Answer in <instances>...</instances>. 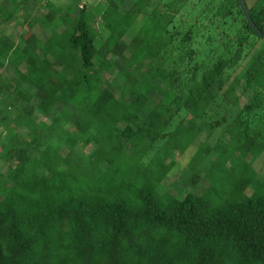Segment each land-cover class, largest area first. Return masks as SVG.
Masks as SVG:
<instances>
[{
    "label": "trees",
    "instance_id": "trees-1",
    "mask_svg": "<svg viewBox=\"0 0 264 264\" xmlns=\"http://www.w3.org/2000/svg\"><path fill=\"white\" fill-rule=\"evenodd\" d=\"M153 1L106 0L97 16L107 36L85 7L73 18L50 10L37 22H55L45 42L36 33L24 37L27 28L19 40L0 33V69L11 66L19 80L0 76V100L11 108L39 99L14 119L31 133L0 150V160L14 161L0 172V264H264V191L250 189L251 161L264 147L251 137L236 142L264 131V48L245 75L230 80L264 37L238 0H158L128 44L125 35ZM245 1L264 32V0ZM0 13V25L13 18L8 8ZM58 17L68 27L63 32ZM102 73L121 82V99ZM172 89L177 96L167 102ZM243 97L227 127L235 143L200 147L208 191L178 196L164 187L175 155L200 132L196 122L215 109L226 110L215 125L227 123ZM35 112L52 118L39 124ZM72 115L78 123L70 132L62 123ZM231 159L238 173L232 188L211 197V183L232 171Z\"/></svg>",
    "mask_w": 264,
    "mask_h": 264
},
{
    "label": "rangeland",
    "instance_id": "rangeland-1",
    "mask_svg": "<svg viewBox=\"0 0 264 264\" xmlns=\"http://www.w3.org/2000/svg\"><path fill=\"white\" fill-rule=\"evenodd\" d=\"M106 0H0V9L2 7L8 8V10L13 14V18L10 19L8 22L0 25V33L6 34L7 36H12L16 40L21 39L22 33L25 29L27 30L24 32V37H28L32 33H36L38 38L41 41L45 42L51 36V31L55 27L54 25L42 28L37 24V22L43 18L46 14L51 11H56L59 13V17L63 15H67L70 13L71 17L73 18L76 14H78L79 10L85 7L89 12H91L92 18V25L95 26L98 30H102V34L107 36V32L101 28L102 24V15L97 16V11L100 5H102ZM158 0L153 1V5L148 7L144 14H141L133 23L129 31L124 37V40L130 44L132 39L135 37L139 29L144 25L147 20V14L151 12V10L157 5ZM132 4L127 2L123 9L127 10L130 8ZM50 14V13H49ZM73 16V17H72ZM2 14L0 13V18ZM56 19L55 21L60 22V26L58 27L59 32H63L67 27L66 23H61L59 20L60 18ZM67 18V17H66ZM68 22V21H67ZM26 26V27H25ZM264 48V42H260L259 46L252 50L249 55H245L241 61V64L238 68L230 72V80H233L237 76L245 75L247 69L252 64V56L258 55ZM129 55L128 52H126ZM146 63V62H145ZM144 63V68L146 67ZM80 64V61H79ZM69 72H73L72 69L68 70ZM0 76L1 80L11 79L14 82L19 81L18 77L15 75L13 68L9 65H5V67L0 69ZM102 76L107 77L110 81L111 88L116 92L118 99H121L123 94V86L121 82L107 73H102ZM244 77H242V81L244 82ZM29 88V87H28ZM240 93V92H239ZM238 93V94H239ZM160 94L156 93L153 95L152 101L155 103L160 98ZM177 96V91L172 89L169 94L165 97V101L172 102L174 97ZM130 100V97H127ZM0 150L8 151V148H5L6 144L12 143L14 147H17L21 142L24 140L25 136H28L31 133V127H18L14 124V119H16L19 115L18 114H25V112L31 111V108L36 107L39 103L38 97H35L30 105L26 102H19L17 105L7 104V99L2 101L0 100ZM246 103L245 97L241 98V101L235 104V111L232 112L230 116H228V122L224 123L221 126L215 125V119L221 118L222 114L226 112L223 110L219 112L218 110H209L203 118H200L196 122L198 129L200 132L194 137L191 146L183 153V154H176L178 156L176 164L171 172H169L162 181L164 187H166L169 191L174 192L178 196H182L183 192H192L198 195H202L208 191L209 182L204 177L207 172V165L208 159L201 161L202 157L199 155L200 147L204 144H210L212 146H219V147H227L235 143L234 138L227 132V127L229 122L232 121L234 116L241 108L242 104ZM231 103L225 106V108H230ZM62 106L57 107L56 110H62ZM217 108V107H216ZM219 109V108H218ZM54 110L51 112L53 113ZM43 114L40 112H35L32 116L33 121L38 122L39 124L46 125L52 118V114ZM147 111H143L141 113V117H147ZM166 120L170 119V116L167 114L164 116ZM78 119L77 116L72 115L71 119L68 121H63L62 125L65 129L70 132L75 131L77 128ZM255 123H251V127L249 128L248 132H252V128ZM264 130V127H263ZM255 139L260 146L264 147V131L261 133H253L250 136L246 134L241 135L239 138H236V142L240 145H245L246 142H249L251 138ZM237 146V145H236ZM250 146V145H249ZM247 146V148H250ZM93 146L89 147L88 149L84 150L86 155H90L93 150ZM133 148L129 147L131 151ZM69 151L67 148H61V154L66 155ZM70 154V153H69ZM68 154V155H69ZM246 157V160L251 159V154ZM218 153L214 152L211 155V158L215 160L217 158ZM232 159L228 162V167L230 173H224L222 175L221 181L212 182L211 184L215 185V188L210 189L211 197L221 198L226 196L227 192L232 188V181L237 176L236 169V162L232 164ZM14 161L10 163H5L0 160V172H8V169L13 164ZM195 166V167H194ZM251 167L255 173V180L254 183L250 186V189L253 191L255 189L261 188L264 191V149L263 151L251 161ZM214 178L217 176V172L213 173ZM195 175H200L201 178L197 183L193 182V178ZM204 177V178H203ZM203 178V179H202Z\"/></svg>",
    "mask_w": 264,
    "mask_h": 264
},
{
    "label": "water",
    "instance_id": "water-1",
    "mask_svg": "<svg viewBox=\"0 0 264 264\" xmlns=\"http://www.w3.org/2000/svg\"><path fill=\"white\" fill-rule=\"evenodd\" d=\"M238 2H239V6H240L242 12L244 13L245 18L249 22V24L252 27L253 31L259 37H264V32L262 30H260L259 27L257 26V24L255 23L253 17L251 16V13H250V11L248 9L246 1L245 0H238Z\"/></svg>",
    "mask_w": 264,
    "mask_h": 264
}]
</instances>
